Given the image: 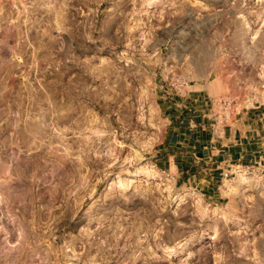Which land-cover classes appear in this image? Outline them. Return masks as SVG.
I'll return each instance as SVG.
<instances>
[{"label":"rangeland","instance_id":"374dc122","mask_svg":"<svg viewBox=\"0 0 264 264\" xmlns=\"http://www.w3.org/2000/svg\"><path fill=\"white\" fill-rule=\"evenodd\" d=\"M263 77L264 0H0V264H264L191 133Z\"/></svg>","mask_w":264,"mask_h":264},{"label":"crops","instance_id":"0c3cea01","mask_svg":"<svg viewBox=\"0 0 264 264\" xmlns=\"http://www.w3.org/2000/svg\"><path fill=\"white\" fill-rule=\"evenodd\" d=\"M263 116L264 106L260 96L251 102L239 103L238 110L222 123L215 121L213 113L200 117L194 115V122L199 128L191 133L195 138L199 136L204 140L201 142V152H198L201 157H195L192 161L210 176L215 173L219 175L220 170L231 163H247L257 158L264 161ZM175 168L186 171L191 168V163L177 162Z\"/></svg>","mask_w":264,"mask_h":264},{"label":"built area","instance_id":"2783aa9c","mask_svg":"<svg viewBox=\"0 0 264 264\" xmlns=\"http://www.w3.org/2000/svg\"><path fill=\"white\" fill-rule=\"evenodd\" d=\"M259 88H264V77L258 82ZM260 100L264 106V96L260 97ZM235 98L226 97L222 99H214L211 104L218 105V111L213 112L215 121L218 123L225 122L230 118L233 112L238 110L236 106ZM244 102H248L244 100ZM264 118V116H263ZM219 184L217 185V190L223 187L225 183H228L233 178H243V179H257L262 187H264V161L261 158H257L253 161L247 163H231L225 168L220 170L219 173Z\"/></svg>","mask_w":264,"mask_h":264}]
</instances>
